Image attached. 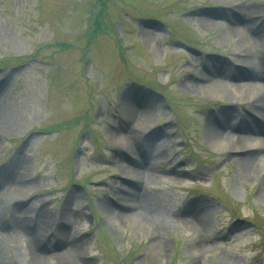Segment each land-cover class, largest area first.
I'll list each match as a JSON object with an SVG mask.
<instances>
[{
    "label": "rangeland",
    "instance_id": "obj_1",
    "mask_svg": "<svg viewBox=\"0 0 264 264\" xmlns=\"http://www.w3.org/2000/svg\"><path fill=\"white\" fill-rule=\"evenodd\" d=\"M230 11L217 0H0V122L10 124H0V178L15 173L20 187L5 215L45 228L33 245L27 228L3 227L0 264H264L262 180L245 176L241 150L204 135L207 122L252 104L188 82L207 60L234 56V42H218L222 27L198 25ZM127 97L156 110L135 137ZM150 144L164 154L144 157ZM134 160L151 161L153 177L137 182ZM136 204L157 218L161 249ZM200 209L205 226H190Z\"/></svg>",
    "mask_w": 264,
    "mask_h": 264
},
{
    "label": "bare ground",
    "instance_id": "obj_2",
    "mask_svg": "<svg viewBox=\"0 0 264 264\" xmlns=\"http://www.w3.org/2000/svg\"><path fill=\"white\" fill-rule=\"evenodd\" d=\"M217 2H229L231 4L230 14L222 21L217 20L215 17L201 16L198 19V25L201 28L222 27L224 31L218 37V42L221 44L234 42L237 48L234 49V56L230 58L228 63L214 64V61L207 60L193 81L188 80V82L196 89L218 93L220 98L234 101V105L240 102L235 98L237 92L239 99L240 95H244L246 99L250 100L252 104L250 112L248 111L245 114L237 111L234 112L235 117H233V113H223L216 120L212 119L207 122L204 135L206 139L214 141L213 143L217 148H234L243 152L240 158L243 173L250 178L260 176L263 184L261 194L263 195L264 137L262 138L259 135L264 134V10L255 7L250 0H217ZM143 34L146 38L155 36L150 31H144ZM121 105L132 113L130 120L133 122H128L126 125L130 129H128V137L138 136L144 123L153 121L152 118L156 116V110L154 111L148 107L136 109V103L130 97L123 98ZM0 124L2 130L10 127L9 123L0 122ZM225 125L232 127L234 131L240 134L235 139L226 137L221 129ZM163 154L162 150L150 144L143 156L152 160L160 158ZM138 160L133 161L136 166L134 168L136 181L151 179L153 177L151 161L139 162ZM16 178L15 173H11L9 176L2 175L0 178V185L4 186L0 190V230L5 227L12 232L17 230L21 232V229L27 228L32 232L34 238H31V240L34 245L42 238V232L45 230L40 220L36 219L35 221L33 216L28 217L26 213L23 214V217H18L19 211L15 209L12 215H9V218L5 215V210L8 209V207H5L6 200L7 202L8 199L16 200L20 188L12 185ZM134 207L137 210L132 215L140 218L144 224L153 226V245L161 249L163 244L159 239V229L156 225L157 218L143 206L136 204ZM202 210L200 209L197 216L190 218L191 220H186V222L192 227L197 226L196 228L205 226V223L199 220L202 216ZM62 219H68V216H63ZM54 234L58 235L61 241L60 244H67L68 252L76 251L77 245L75 241H71V234L67 233L66 230L55 231ZM4 238L3 232L0 231V243ZM39 261V257H36L34 262L38 264Z\"/></svg>",
    "mask_w": 264,
    "mask_h": 264
},
{
    "label": "trees",
    "instance_id": "obj_3",
    "mask_svg": "<svg viewBox=\"0 0 264 264\" xmlns=\"http://www.w3.org/2000/svg\"><path fill=\"white\" fill-rule=\"evenodd\" d=\"M97 25V24H96ZM92 29H90L89 30V39H88V44H90L92 41V39H93V37H94V35H95V32L97 31V30H92ZM27 58H25L24 60H26ZM19 60H22V58H19ZM8 61H5V62H1L0 64H7L8 65ZM79 120V119H78ZM124 264H127V263H125V260H124Z\"/></svg>",
    "mask_w": 264,
    "mask_h": 264
}]
</instances>
